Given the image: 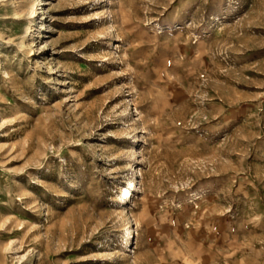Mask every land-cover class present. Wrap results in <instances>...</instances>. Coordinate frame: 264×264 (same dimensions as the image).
<instances>
[{
    "label": "rangeland",
    "instance_id": "obj_1",
    "mask_svg": "<svg viewBox=\"0 0 264 264\" xmlns=\"http://www.w3.org/2000/svg\"><path fill=\"white\" fill-rule=\"evenodd\" d=\"M0 264H264V0H0Z\"/></svg>",
    "mask_w": 264,
    "mask_h": 264
},
{
    "label": "bare ground",
    "instance_id": "obj_2",
    "mask_svg": "<svg viewBox=\"0 0 264 264\" xmlns=\"http://www.w3.org/2000/svg\"><path fill=\"white\" fill-rule=\"evenodd\" d=\"M127 193V192H126ZM125 199H126V197H125ZM122 203H125V202H122Z\"/></svg>",
    "mask_w": 264,
    "mask_h": 264
}]
</instances>
